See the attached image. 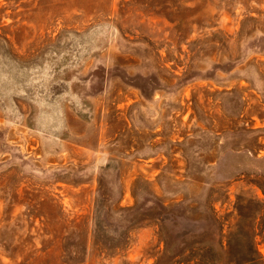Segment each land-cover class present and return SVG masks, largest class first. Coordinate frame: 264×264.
<instances>
[{
    "label": "rangeland",
    "instance_id": "1",
    "mask_svg": "<svg viewBox=\"0 0 264 264\" xmlns=\"http://www.w3.org/2000/svg\"><path fill=\"white\" fill-rule=\"evenodd\" d=\"M159 215L264 261V0H0V264H169Z\"/></svg>",
    "mask_w": 264,
    "mask_h": 264
},
{
    "label": "trees",
    "instance_id": "2",
    "mask_svg": "<svg viewBox=\"0 0 264 264\" xmlns=\"http://www.w3.org/2000/svg\"><path fill=\"white\" fill-rule=\"evenodd\" d=\"M153 202L152 206L150 208H160L166 209V206L163 204L161 205V199L154 195L153 196ZM140 205L137 203L133 206H127V207H119V212H122V222L120 223L121 226H124V228H129L133 225L139 224L143 221H145L151 214H148V212H145L141 210ZM165 213V212H163ZM239 218L237 219L235 228L231 230L227 236L226 239V246L230 247L234 244H236L240 240V234L238 232L240 231V212L238 213ZM163 217V215H162ZM157 216V219L160 221L161 229L163 230V236H164V241L166 244V252L170 253L171 256V261L169 264H191V261L195 264H198L196 260H194L192 257V248L194 246H202L207 248V250H212V244L210 243V240L206 237L205 239L201 240H194V232L191 230H183L179 232L178 234L172 235L169 234L166 229H165V220L167 217L162 218ZM119 226V230L120 227ZM206 236V235H204ZM254 239V238H253ZM105 248L110 249L113 247L118 246L122 241L120 236L116 239L112 240H98ZM174 241V244H173ZM240 243V242H239ZM254 243H251L249 251L240 254V250L238 252H235V254H232V262L233 263H245V264H264V261L262 259V255L259 252V250L255 247L252 248ZM82 248H85V245H82ZM226 247L224 249V253H226ZM215 264V263H213ZM216 264H219V262H216ZM227 264V263H226Z\"/></svg>",
    "mask_w": 264,
    "mask_h": 264
}]
</instances>
